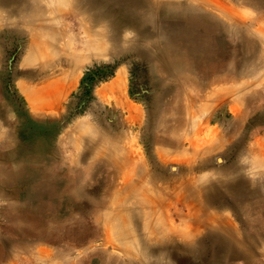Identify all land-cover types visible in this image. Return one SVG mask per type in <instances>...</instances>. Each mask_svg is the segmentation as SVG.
<instances>
[{
  "label": "rangeland",
  "instance_id": "rangeland-1",
  "mask_svg": "<svg viewBox=\"0 0 264 264\" xmlns=\"http://www.w3.org/2000/svg\"><path fill=\"white\" fill-rule=\"evenodd\" d=\"M78 1L0 0V264H51L44 260L46 256L33 257L43 246L53 248V255L63 264H244L242 255L249 252L250 235L258 239L250 253L264 264V240L260 241L244 216L245 205L253 197L235 200L223 186L236 179L245 193L259 190L264 194V163L253 164L255 150L260 155L264 151V38H250L255 40L256 56L247 62L252 51L241 49L242 39L237 34L222 30L217 39L231 50L223 65L193 68L183 73L184 79L170 66L166 71L164 67L156 68L146 53L151 51L154 61L157 57V62L170 63L159 31L167 23L165 14L172 9L160 10L152 1L146 2L139 8L143 14L140 24L127 20L118 24L122 52L89 54L84 44L88 41L85 32L93 26L89 15L92 9L78 10ZM228 1L234 12L246 16L216 11L207 5L204 11L215 21L248 24L245 28L260 27L264 31V7ZM107 4L111 8L119 6L116 0ZM110 11L106 9V19L101 21L109 28L106 12ZM257 19L263 20L262 25L257 24ZM252 21L255 22L251 24ZM74 54L88 61L74 68L76 63L68 61ZM245 61L256 66L249 75L234 67L236 62ZM230 65L232 75L228 74ZM67 76L68 82L74 83L72 89L60 96L62 100L57 98L60 105H50L54 99L49 93L57 88L52 83L44 84ZM119 76L122 80L113 93L111 85ZM182 80L184 83H180ZM236 87L242 90H232ZM178 91V99L168 105ZM221 92L235 96V100L247 97L246 103L253 100L257 104L248 108L246 115L245 101L236 105L219 102L215 93ZM257 97L263 105L258 104ZM176 106L178 113L171 110ZM200 106L209 112L192 117L189 113ZM235 111L243 113L242 132L229 133L228 124L234 120ZM165 116L168 119L162 121ZM175 118L182 119L180 129H176ZM193 118L198 126L184 134V123ZM203 122L209 136L201 141L203 147L186 156L193 134ZM222 133L224 145L215 146ZM161 136L170 138L172 144L156 142L155 138ZM242 138L243 146H239ZM113 144L122 157L117 167L119 176H114L112 165L100 158L102 150L114 149ZM235 163L238 171L234 170ZM151 181L163 193L155 218L164 226L154 232L149 227L154 217H149L140 199ZM209 187L217 188L225 200L211 203L206 191ZM263 196L256 195L264 208ZM188 200L202 201L206 208L203 217L215 212L224 227H204L201 239L191 242L198 234L193 228L199 221L192 218L196 207L185 205ZM121 202L126 205L127 224L117 230L115 225L123 221V215L116 210ZM113 211L118 212V217L113 218ZM128 240V246L136 251L133 260L122 250ZM199 242L200 252L196 255L192 249H198ZM145 245H149V256L140 253Z\"/></svg>",
  "mask_w": 264,
  "mask_h": 264
},
{
  "label": "bare ground",
  "instance_id": "bare-ground-1",
  "mask_svg": "<svg viewBox=\"0 0 264 264\" xmlns=\"http://www.w3.org/2000/svg\"><path fill=\"white\" fill-rule=\"evenodd\" d=\"M108 1L109 0H79L77 2V5L76 6H77V9L78 10H82V9L86 8L89 11L90 9H92V10L89 11V13H90L89 15H90V18H92L93 26L92 27H89L86 30V32H85L86 33V40H88L86 42V45L84 44V46H86L84 48L85 51H87L89 54H96V53L101 54L102 53L104 55L106 53H111V54H114V55L116 54L117 55L120 52H122L123 46L120 45V42H118L119 40L117 38V37H119L118 35H120V33H121V31H120V29L118 27V24L120 22H122L123 20L130 21L132 24L133 23L134 24H140L141 18H143V14L139 11V8H142L145 5L146 2H151L152 1L160 10H162V9H172V10H169V12H167L165 14V17L168 18L167 23H164L163 26L161 27L160 31H159L160 36H161V40H162L161 43L163 44L162 46H163V50H164V55L169 59L170 63H165V62L163 63L161 59H160L161 62H157V57H156V60L154 61V57H153V54L151 53V51H146V50H144V51H146L147 57L150 60H153L154 65L156 66V68H158L159 70H163L162 67H164V69L166 71L169 68V66H170V67L173 68L174 71H176L184 79H186V78L183 76V73H185L186 71L188 72L190 70H193V68H196V67H198V68L199 67H205L206 69H214V68L221 67L223 65L224 59L227 56V51L230 50V48L227 49L226 46L222 42H219L218 39H217V37L222 33V30L223 31H226V32H229V33H235V34H237V36L242 39V41H241L242 44L239 43L241 49L243 51H246L247 50L248 52L251 50L252 53L255 50L254 49L255 48V40L252 41L250 38L253 37V36L254 37L259 36V38H264V31L261 30L260 27L258 28V30H255L256 28L253 30V29L245 28V27H248V26H246L248 24L238 23L237 24L238 26H236V25H234V23L232 21H227V22L224 21V23L223 22H218V21H215L216 18L214 19L209 14H206L205 13V11H204L205 8L204 7L207 5L208 7L211 6L216 11H225L227 13L232 12L231 14H236L235 16H237V15L242 16V17H245L246 16L245 14L240 13V11H235L234 12L233 9L230 7L228 0H116L117 1V4L119 5L118 8L117 7L111 8V6H109V4H107ZM236 1L243 2V3H248V4H251V5H253L254 7H257V8L264 7V0H249L248 2H246V0H236ZM25 2H26V0H25ZM104 5H105V7H104ZM24 6H26V3L24 4ZM133 7H135V12L136 13L133 12ZM212 8H210V9H212ZM106 9H111L110 12H106V13H109V15L107 16V19H108L110 28L107 25H102L103 22H101L103 19H106V17H105L106 15L104 16V13H105ZM130 9H132V10H130ZM39 10L40 9H37L36 11H39ZM130 13H132V14H130ZM33 15H35V14H33ZM55 20H57V17L55 18ZM263 20L257 19L256 22H257L258 25H260L261 22H263ZM57 22H58V20L55 21V25H57L56 24ZM254 22L255 21H252L251 24H253ZM45 29H46V27H45ZM146 30H148V28L147 29H144L143 34H145ZM247 33H248V35H247ZM248 36H250V37H248ZM87 37H88V39H87ZM56 39H57V36H54L52 38L53 45H54V42L56 41ZM69 39L72 40V37H70ZM63 42H64V39H63ZM49 43H51V42H49ZM139 44H137V46H140ZM66 45H67V43H66ZM62 46H63V44H62ZM54 47H55V45H54ZM67 47H68V45H67ZM141 47H142V45H141ZM53 49H55V48H53ZM68 49H69V47H68ZM64 50H66V52L68 51L65 48H64ZM38 52L40 53V51H38ZM50 53L48 52L49 55H52L53 54V53L52 54H50ZM67 54H68V52H67ZM42 55H43V53H42ZM253 55L256 56L253 53V54L250 55V58L246 57V61L248 62V60H251ZM68 61L70 63H72V61H74L76 63L75 66H74V68H77L78 69L79 67H82L83 65H85V63L88 60H86V59L85 60L80 59L76 54H74L73 57L71 59H69ZM246 61L243 62V63L242 62H236L235 65L234 64L233 65L237 69V71H239V69L242 68L243 69V72L245 74L249 75L251 72H253L252 68L255 70L256 66H254V62L252 64L249 63L250 65H248V63ZM53 68H56V67H53ZM230 68H231V65L228 68V74L229 75H232L233 74V70H230ZM48 69H50V68H48ZM56 69H54V70H56ZM57 76H59V75H57ZM71 77H72V75H71ZM215 79H217V78H215ZM33 80H34V78H33ZM49 80H47V82L44 84V86H47V85H49V84L52 83V84H55V86H56L55 88H57V89H54L51 93H49L50 96H51L50 98L54 99V101L50 102V105H52V104L53 105H56L57 104V106H58V105H60V103L57 102V98L59 97V99L62 100V98H60V96L61 97L64 96L66 94V92L69 91V89H72L71 86H73L74 83L71 82V81L68 82L69 81V77L68 76H67V78L66 77L65 78L62 77V78L56 79V77H55V79L53 78V80H51V79H49ZM70 80H71V78H70ZM121 80H122V77L119 76L117 78V80L115 81V84H112L111 85V89H110V86H109L110 91H112L114 93V91L116 90V88H118L117 85H120V81ZM184 81L185 80H182L180 83H184ZM26 84H27V82H26ZM242 87H239L240 89H238L236 87L235 89H232V90H234V91L242 90ZM107 94H108V92H107ZM32 95H35V93H32ZM105 96L106 95H104V97ZM179 96H180V92L178 91V93L176 94V96H173L172 101L168 105H171L175 99H178ZM215 96H216L217 99H219L218 100L219 102L228 101L230 103H233L234 105H236V103H239V102H241V103L244 102V101H245V103L247 102V97L244 98V99H241V100H238V99L235 100L234 99L235 96L230 95L228 97V94L225 93V92L224 93H222V92L221 93H215ZM29 97H32V96H29ZM153 98H152V100H153ZM258 99H259V97H257L258 104L263 105L261 103V100H258ZM118 104H120L119 98L117 99V106H118ZM187 104H188V102H187ZM246 104H247L246 105V107H247L246 115H247L248 108H250L252 106H255L257 103H256V101L254 102L253 100H249L248 103H246ZM168 105H166V107ZM196 106H194V107H196ZM157 107H158V105H157ZM166 107L164 109H166ZM115 108L117 109V107H115ZM238 108L239 107H237L236 109H238ZM219 109L220 108H218L217 110H219ZM171 110H173L175 113H178L180 109H179L178 106H176V107H174ZM215 110H216V108H215ZM215 110H214V112H215ZM131 111H132V114H133V110H131ZM202 112H203V114H206V113L209 112V109L207 107L200 106L197 110H192L189 114L190 115L192 114L191 116L193 117V116L197 115L198 113H202ZM234 114H235L234 115V120L228 124V128H229V131H230L229 133H233L234 131L242 132V127H243V122H244L243 117H242L243 116V113H240L238 111H235ZM165 115H168V113H166ZM215 116L217 117V115H215ZM215 116L213 117V119L215 118ZM188 117H190V116H188ZM132 118H133V116L130 119H132ZM209 118H212V116L209 117ZM163 119L166 120L168 118L165 116V117H162V121H163ZM213 119H212V121H213ZM174 121H175V124L177 125L176 126V129H180L182 127V123H181L182 122V119L181 118H175ZM192 121L191 122H185L184 123V125H183V128H185L184 129L185 131H183L184 134L185 133L189 134L190 131L191 132L194 131L195 128L198 126V124H197L198 122H195V119L194 118H193ZM258 122L259 121L256 122V125H259ZM204 123H206V122H203L200 125V127H198L199 130L197 132H195V134H193L194 136L192 137L193 139L190 141L191 145L188 148V151L186 152V156L187 155H190V153H191V151L193 149H194V152H196V150H197L196 148L197 147H203V144H202L201 141L202 140H205L209 136V129H207V126H205ZM171 126H172V123H171ZM170 129H172V127ZM108 130L110 131V129H108ZM112 130H115V128H113ZM2 131H4V130L2 129ZM118 131H121V130H118ZM215 132H216V134H218L217 128L215 129ZM2 136L3 135H1V137ZM219 136H220V138L217 140L215 146H218L219 145V147H220V146H223L224 145V143H221V142L223 141V139L225 138V136H224L223 133L220 134ZM155 140H156V142L163 141V143H166V144H169V145L172 144L170 138H164V139H162V136H161V138L160 137H156ZM243 143H244V141H243V138H242V139H240V142H238L237 144H239V146H241V145L243 146ZM215 146L212 145V147H215ZM179 147H182V146H179ZM113 148L114 149L109 148L110 150H108V149H106L104 151L102 150V152H101L102 154H101L100 158L106 159L112 165V169L114 170V176L115 175L119 176V172L117 171V167L120 165L122 157H121V155H119L120 152L119 153L118 152L116 153V151H119L118 147H116L114 145ZM257 148H259V147L258 146L257 147H253V149H257ZM253 154L255 155L254 156V160H253V164L254 163L257 164L259 162H263L264 163V151H261L262 158H261V155L259 154V151L258 150L257 151L255 150V152ZM184 155H185V153H184ZM239 161H241V160H239ZM13 162H15V161H13ZM189 162L190 161L187 160L186 163L189 165ZM259 165H261V164H259ZM261 166L264 167V164L261 165ZM237 167H238V165H237V163H235L234 164V170L235 171H238V168ZM254 167H256V166H254ZM258 169H259V166H258ZM152 181H151V184H150V188L147 189V190H145V191H143L144 193H141V196H140L141 198L140 199H141V202H143V204H145L146 211H147L148 214H150L149 217H154L153 221L150 222V226H149L150 227V231L154 232V231H158V229L160 228V226H162V225L164 226L163 221H161L158 218H155V217H157L156 207L158 206V208L160 209V205H162V203L160 202V200L162 199L163 193L161 194L160 191H162V190L159 189V188H157L156 186H154V182H152ZM0 182H1V180H0ZM240 184H242V183H240ZM240 184L235 179V180H230V181L225 182L223 186L227 188L228 193H230L231 194V197L233 199H235V200L239 199V201H241V197L243 199L244 196H251V197H253L252 198V202L247 203L245 205V215H244V216H246V221L245 222L247 223L248 226H252L254 228V230L259 234L260 241H261V239L264 240V208L260 205V203L257 202V197H256V195H258L259 197H261L264 194L261 195L259 193V190H257V191H255V193H252L251 192L252 194L249 195L247 192L245 193V191L243 190L244 187L242 185H240ZM191 191H192V189L189 190L190 193H191ZM206 191L208 192V195L210 196L209 197V201L211 203H219V202H222L221 200H225V197L226 196L225 197H222L223 196L222 193L219 190H217V188L209 187V189H206ZM70 192L72 193V191H70ZM147 195H150V196H147ZM202 203H203L202 201H198V200H196V201L195 200H188L185 203V205L187 207H191V206L196 207V210L197 211L192 214V218H194L195 220L199 221V224H198L197 228H193L196 231V233H198V234H197V236L194 239L191 240V242L196 241V239L197 240H200L201 239V237H200L201 234H202L201 231H202V229L204 227H207V228H209V227L210 228L211 227H213V228H223L224 227L223 226L224 223L219 220V218L217 217L218 214L215 213V212H211L210 213V216H208V217H203L202 213L206 210V208L203 207ZM116 210L118 212H121V214L123 215V221H121V223H120L119 226L115 225L114 228L117 229V230H123V228H124L123 225L127 224V221H126L127 218L125 216L126 215L125 214V212H126V205L124 204V202H121L120 204L118 203ZM59 212H61V210ZM118 212H116V211H113L112 212L113 218L118 217V214H117ZM57 216H58V214H57ZM48 233H49V230H48ZM187 233L188 232H186V234ZM216 235H219V234H216ZM208 238H211V237L209 236ZM250 238H252V239L249 241V242H251L250 243V246H249V252L247 251L248 253H243L244 255H242L243 258L246 260L244 264H259L258 263V260L256 258V254L255 253L252 254L253 253L252 247H253V245L257 244V240L258 239L253 238L252 235H250ZM130 243H131V241L128 240L127 243H126L127 244L126 247L123 248L122 250H124L125 255L129 259L133 260V258L136 256V251H135V249L130 248L128 246V245H130ZM199 243L200 244L197 245V248L198 249H196V248H193L192 249V252L194 254H196V255H198V253L200 252L201 242H199ZM149 245H145V248H144L145 252H144L143 249H140L141 255H144V256L147 255V253H148L147 251L149 250ZM233 248L231 247V249H233ZM64 249L67 250L68 248L64 247ZM64 249H62V250H64ZM39 250L40 251H38V250L35 251V249H34V251L36 252V254L34 253L35 255L33 257H43V256H46L45 257L46 259H44V260L50 262L51 264H63L62 263L63 261H61L57 256L55 257L53 255V253H54L53 248L51 249L49 247H44L43 246V247H40ZM250 251H252V253H250ZM74 253H75V251H74ZM138 254H139V252H138ZM148 256H149V253H148ZM35 259H37V258H35ZM110 264H111V262H110ZM235 264H237V263H235Z\"/></svg>",
  "mask_w": 264,
  "mask_h": 264
}]
</instances>
